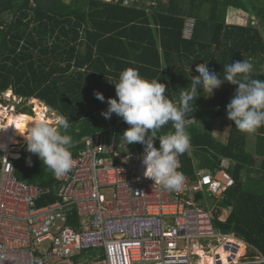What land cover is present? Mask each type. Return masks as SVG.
I'll return each instance as SVG.
<instances>
[{
    "label": "trees",
    "instance_id": "obj_1",
    "mask_svg": "<svg viewBox=\"0 0 264 264\" xmlns=\"http://www.w3.org/2000/svg\"><path fill=\"white\" fill-rule=\"evenodd\" d=\"M230 8L255 17L258 27L251 19L244 25L226 23ZM189 19L194 26L185 38ZM243 60L252 63V78L264 81V0H0V103L1 95L12 91L14 97L38 100L68 117L74 157L84 137L110 134L112 127L121 139L130 127L115 113L108 119L101 115L109 98L118 99L114 84L123 70L136 68L142 78L159 80L167 87L165 95L178 101L198 75L196 64H206L223 78L225 65ZM236 88L224 82L211 97L196 99L194 113L186 117L193 120L186 125L192 150L180 156L182 173L191 179L196 170L230 175L232 186L212 208L213 226L255 251L243 264H264L256 263V257L264 260V127L257 130L256 157L233 121L226 143L211 133L215 121L227 117ZM169 131L171 122L158 136ZM0 149L6 154L15 148L0 140ZM34 156L17 160L15 174L49 190L38 198L40 207L57 200V183L52 170ZM201 197L196 194L198 201Z\"/></svg>",
    "mask_w": 264,
    "mask_h": 264
},
{
    "label": "built area",
    "instance_id": "obj_2",
    "mask_svg": "<svg viewBox=\"0 0 264 264\" xmlns=\"http://www.w3.org/2000/svg\"><path fill=\"white\" fill-rule=\"evenodd\" d=\"M185 26L190 38L194 21ZM115 138L106 132L84 137L72 170L53 175L57 200L40 207L38 198L49 190L15 174L16 161L32 153L25 146L16 157L1 156L0 264H202L194 249L204 246L208 253L221 235L196 194L219 197L232 186L230 175L204 170L191 179L179 156L182 188L166 191L144 176V148ZM225 248L234 264L236 247ZM98 249L87 262L84 255Z\"/></svg>",
    "mask_w": 264,
    "mask_h": 264
},
{
    "label": "clouds",
    "instance_id": "obj_3",
    "mask_svg": "<svg viewBox=\"0 0 264 264\" xmlns=\"http://www.w3.org/2000/svg\"><path fill=\"white\" fill-rule=\"evenodd\" d=\"M196 71L198 75L192 77L190 88L180 91L178 101H173L165 95L168 90L164 83L142 78L138 69L127 68L114 84L118 99L109 98L107 110L101 113L106 119L115 113L130 126L121 134V141L124 146L132 143L144 146L143 174L166 191L178 192L182 188L184 176L177 171L178 157L191 155L192 150L186 117L188 113H194L193 105L201 95L211 97L224 82L237 86L226 106L227 118L239 131L248 134L264 127V81L252 78V63L243 60L225 65L223 78L206 64H196ZM201 91L204 94H200ZM95 95L97 99L105 100L101 93ZM20 119L26 120L23 116ZM169 122L173 131L158 136ZM69 128V118L57 114L51 120H29L23 134L27 150L36 154L57 177L67 174L75 166L71 152L74 141L68 134ZM155 140L159 141L158 148L154 147ZM260 260L256 263L264 262Z\"/></svg>",
    "mask_w": 264,
    "mask_h": 264
},
{
    "label": "rangeland",
    "instance_id": "obj_4",
    "mask_svg": "<svg viewBox=\"0 0 264 264\" xmlns=\"http://www.w3.org/2000/svg\"><path fill=\"white\" fill-rule=\"evenodd\" d=\"M66 1H69V0H66ZM105 1H111V0H105ZM259 1H261V0H259ZM225 19H226V23L235 24V25L236 24L244 25L247 21H249L251 19V20H254V21H250V23L253 22V25L258 27V25H256V23H257L256 20L257 19L255 17H253V16L248 17V16H245V15L243 16L240 11L234 10V9H231V8L228 9ZM187 36L189 37V35H187ZM263 65H264V63H263ZM263 68H264V66H263ZM232 94H234V92H232ZM1 99L4 101V103H0V106L1 107H5V109L7 111H5V110L4 111L6 113H9V110H11L13 108V110H12L13 113H18V114L24 113V114H26L28 116H37L36 112L33 111L34 110V105L31 102L32 101L31 98L30 99H26V100L25 99H20V98L14 97L12 95V91H10V92L7 91V92H5V93H3L1 95ZM38 103L41 104V105H44L40 101ZM55 115L56 114L54 112L49 111V110L45 114L46 119H48V120L53 119ZM5 119H6L5 121L0 122V128H10L11 127L12 121L14 119L13 116H10L9 118L5 117ZM41 119H43L42 116H41ZM100 121L103 122V119L100 118ZM187 121H188L187 124L193 123V120H187ZM104 125L107 127L108 124H106V122H105ZM231 126H232V121L229 120L227 117L223 118V119H217L215 121V123L213 124V126H212L211 133H212L213 137L216 138L219 142L226 143V141L228 139V136H229L228 134H229V130H230ZM109 129H110V131L112 133H110V134L107 133V134L110 137H112V136L115 137L116 129H114L112 127L109 128ZM257 136H258V131H256L253 134L244 133V138H245V140L247 142V146L250 149V151L254 153V157H256V153L254 151L257 148ZM15 138L16 139L14 140V143H13L14 146L16 147L14 149L15 151L11 150V151L7 152L6 154L9 153L12 156L14 155L16 157L17 155H19V152H21V150H23V148L26 146V140L23 138V136L18 135V134L15 136ZM114 141H121V139L120 138L119 139L115 138ZM129 145L132 146V147L136 146L135 143H132V144H129ZM0 154H1L0 156L3 157L5 155V152L0 149ZM34 157L35 156L32 153L31 160H33ZM194 165L197 168V163L196 162L194 163ZM223 166H228V163L226 161H224ZM200 171H203V170H196L195 173H197V172L200 173ZM216 198H212V196H209L208 194H202V197H201V199L199 200V203H198V205H200L203 208H205L208 211H210L211 218H212V208L217 202ZM212 225H213V218H212ZM213 228H214V226H213ZM214 231L217 233L215 228H214ZM227 238L228 239H233V241H235V242H238V240H239L234 235H230ZM215 241L216 240H213V241L211 240L210 241L209 244L212 245V247H210V248H212V250L208 249V252L212 251L215 254V252L218 250V248H220V249L222 248V247H220L221 246V241H222L221 238H219L217 242H215ZM238 243H240V240H239ZM203 244L206 245V244H208V242H203ZM233 244L238 246V251H239V249H240L239 246L240 245H237L236 243H233ZM240 244L242 245V247L245 246V250L243 252V255L234 264H243V263L249 262L251 259H249L248 256L250 254H252V252L253 253L255 252L247 244H245V243H244L245 245H243L242 243H240ZM228 245H231V244H228ZM235 245H233V246H235ZM220 249H219V251H220ZM225 249H227V248H225ZM228 251H229V249H228ZM100 253H101V251L99 249L98 250H92V251H89L84 256H85V259L87 260V262H90L93 259L92 257H96ZM259 260L260 259L256 257V262H259Z\"/></svg>",
    "mask_w": 264,
    "mask_h": 264
},
{
    "label": "bare ground",
    "instance_id": "obj_5",
    "mask_svg": "<svg viewBox=\"0 0 264 264\" xmlns=\"http://www.w3.org/2000/svg\"><path fill=\"white\" fill-rule=\"evenodd\" d=\"M20 118L21 117H19L18 115H15V117H14V119L12 121V123H14V126L12 127L11 132L14 135H17V134L18 135H23L24 132H25L26 123L29 120H33V119L25 117L26 120L22 121ZM36 118L37 117H35L34 119H36ZM15 139L16 138H13L9 143L13 144ZM6 155H9V153L6 154ZM227 237L228 236L224 235V236H217V237L214 238V240H216L215 242H217L219 238H221V240H222L221 241V246H220L222 248L221 249L219 248L220 251L218 253L214 254L212 251H209L208 253H205L204 246H198L197 249H194V252L197 255H199L200 258H202V260H201L202 264H215L216 262H217V264H228L229 263V260H230L229 258L232 256V254L230 253V251L226 250L225 247L228 244L232 245V243L229 242L230 239H228ZM238 242H235V243H238ZM233 245H235V244H233ZM210 247H212V245L209 244L208 249L212 250V248H210ZM235 247H236L237 250L235 251V254H234V257H233V261H232L234 263L238 261V259L243 255V252L245 250L244 247H239L240 249L238 251V246L235 245Z\"/></svg>",
    "mask_w": 264,
    "mask_h": 264
},
{
    "label": "crops",
    "instance_id": "obj_6",
    "mask_svg": "<svg viewBox=\"0 0 264 264\" xmlns=\"http://www.w3.org/2000/svg\"><path fill=\"white\" fill-rule=\"evenodd\" d=\"M32 104L34 105V112H36V114H37V116H28V115H26V114H18V113H13V108H12V110H9V113H6L5 111H7L6 109H5V107H1L0 106V122H2V121H5L6 119H3L2 118V116H5V117H10V116H13V118L15 117V115H18L19 117H21V116H23V117H27V118H30V119H33V120H37L38 118L39 119H41V116H42V118L43 119H45V120H48V119H46V116H45V114H46V112L48 111V108L47 107H45L44 105H41V104H39L38 102V100H35V99H32ZM5 110V111H4ZM42 114V115H41ZM41 115V116H40ZM35 117H37L36 119H34ZM15 136L16 135H14L12 132H11V129L10 128H6V129H0V140L1 141H5V142H7V143H9L13 138H15ZM21 136H23V135H21ZM23 138H24V136H23ZM25 139V138H24ZM239 241V240H238ZM241 242V241H240ZM243 245H245L244 244V242H241ZM239 247H242V246H239ZM244 248H245V246H244Z\"/></svg>",
    "mask_w": 264,
    "mask_h": 264
}]
</instances>
